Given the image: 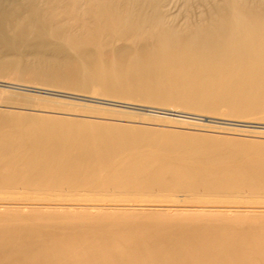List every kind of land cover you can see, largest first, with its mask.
Wrapping results in <instances>:
<instances>
[{"label":"bare ground","instance_id":"6f19581e","mask_svg":"<svg viewBox=\"0 0 264 264\" xmlns=\"http://www.w3.org/2000/svg\"><path fill=\"white\" fill-rule=\"evenodd\" d=\"M0 39L56 46L38 62L0 57L37 86L20 88L192 119L264 116V0H0ZM97 118L0 110V264H264L263 142L198 138L180 160L187 138ZM15 183L73 189L20 196Z\"/></svg>","mask_w":264,"mask_h":264},{"label":"rangeland","instance_id":"374dc122","mask_svg":"<svg viewBox=\"0 0 264 264\" xmlns=\"http://www.w3.org/2000/svg\"><path fill=\"white\" fill-rule=\"evenodd\" d=\"M38 46L39 45H35L33 43H23V44L16 45V44H12L9 41L0 39V57L4 59L2 61H6V62H10L14 59L22 60V58L23 60L25 59L24 61H27V62L29 61L38 62V59H40L41 57L43 58L51 57L52 58V56L53 57L57 56L55 53L56 49L53 48L55 45H53V47L51 45L43 46V47L41 46L38 47ZM20 55L22 58L20 57ZM62 61L64 63L66 62L67 64L70 61V59L64 58L62 59ZM0 80L7 82V83H12L14 85L16 84L15 86H10V87L8 85L7 86L0 85V110L1 109H5V110L15 109V110L23 111L25 113L28 112L29 114L30 113L32 114L42 113V114L50 115V116L56 115L60 117H67V118L71 117V118H78V119L90 118V119L96 120L97 116H99L97 119H102L104 117L103 119L107 122L117 123V125L121 124L123 127H126V125H128L127 128H131L137 131L141 130V131H144L145 133L152 134L153 136L160 135V134H164V135L168 134L170 136L172 134L175 140L177 139L176 137H178V139H181V140H185L187 138L185 141L188 143L190 142L189 144L186 143L185 141H181V142H184V144L186 143V145L188 144V151L184 152L185 150L184 148L186 147L187 149V146L179 144L178 146H176L177 150L174 149V151L171 152V155L174 159H179V157H181L180 160H182L184 157H186L185 159L190 158L189 160H191V157H193L195 154H192L191 152L193 150H191L190 152L189 148L198 147V144L197 145L195 144L197 143L196 140H198V138H200L199 144L200 143L207 144V143H210V141H212L210 143L211 145L213 141H214V144L215 142H220L221 144H223V142L225 141L224 145L225 143H231V141L232 142L233 141L234 142L244 141L247 143L249 142L253 143L256 141L257 143L259 142L264 143V116L263 115H255V117L258 119H246V118L238 119V118H231L228 116L222 117L220 115H214L212 113L211 114L199 113V112L195 113L190 110L191 113L201 114L197 116L191 115V117L194 118L192 119V118H184L180 116L176 117L173 115L168 116V115L161 114V113L152 114L142 109H135V108L126 107V106L121 107V106H116L112 104H103V103L96 102V101L92 102V101H87L83 99H75V98H71L67 96L54 95L51 93L48 94V93L41 92L38 90L34 91L28 88L24 89V87L20 88L19 87L20 85L21 86H25V85L36 86V85L31 84L29 82L31 80L28 76L19 77L17 75H14L11 72L9 73L8 71H0ZM43 87L49 88L46 86H43ZM172 105L173 104H168L164 108L166 109L174 108L179 111H186V109L184 108L183 109L181 108L182 109L181 110L179 107H176V105H173V106ZM40 106H44V108ZM186 112H188V110ZM221 118L222 120H219ZM227 119H230L233 121H229ZM237 121L257 122V123H254V126L250 127V126H246L245 124L243 125L242 122L239 123ZM206 138L210 140L209 142L207 141V143H205L206 141L204 142ZM191 141L196 146L195 145L193 146L192 144V146L190 147L189 145H191ZM181 146H183L184 148ZM180 152L182 154L183 153L185 154L182 155ZM188 152H190L193 156L190 155ZM193 153L195 152L193 151ZM180 154L182 156H180ZM176 155H178L179 157ZM214 157L212 158L214 159ZM195 158H197V156L193 158L194 162L192 159L193 163H196ZM7 187H11L10 190L8 191L10 194L12 195L16 194L20 196H28V194H31V193H37L38 195H41L43 193L55 194L57 192L67 194V192L73 189L72 187L71 188L61 187L57 190H52V189H47V188L24 189L20 187V184H16V183L14 185H8ZM108 194L114 195L115 192H108ZM200 194H205V193H200ZM157 195H159V193H155V196ZM184 196L187 198L186 195H183L180 192L173 193V197H175L176 199L178 198L179 201L181 199L180 201L181 204H184L183 202L186 200ZM68 198L69 197H66V196L51 197L52 200L68 199Z\"/></svg>","mask_w":264,"mask_h":264}]
</instances>
